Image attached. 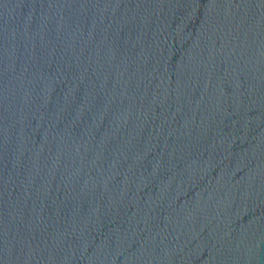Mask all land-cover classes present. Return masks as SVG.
Instances as JSON below:
<instances>
[{"label":"water","instance_id":"1","mask_svg":"<svg viewBox=\"0 0 264 264\" xmlns=\"http://www.w3.org/2000/svg\"><path fill=\"white\" fill-rule=\"evenodd\" d=\"M0 264H264V0H0Z\"/></svg>","mask_w":264,"mask_h":264}]
</instances>
